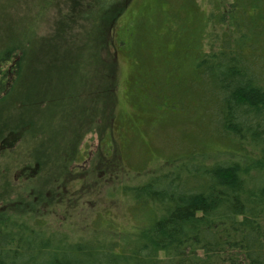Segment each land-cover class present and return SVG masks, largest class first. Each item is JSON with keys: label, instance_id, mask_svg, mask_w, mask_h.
Here are the masks:
<instances>
[{"label": "trees", "instance_id": "16d2710c", "mask_svg": "<svg viewBox=\"0 0 264 264\" xmlns=\"http://www.w3.org/2000/svg\"><path fill=\"white\" fill-rule=\"evenodd\" d=\"M19 2L0 0V13L9 10L8 3ZM134 2L41 0L38 12L44 15V9H55L59 16L54 24L59 28L53 29L57 32L52 36L32 32L31 46H45L50 59L59 62V44L61 62L70 65L75 79L67 83L78 94L76 106L70 115L63 113L57 130L49 117L44 121L48 139L64 136L60 148L44 154L43 159L47 151L37 149L32 175L25 171L27 165L17 172L29 179L35 175V179L42 169L39 164L53 160L60 169L39 184V199L51 205L53 214L67 219V204L71 207L74 199L66 198L72 196V189H79L76 182L82 177L76 179L80 174L73 167L83 161L76 153L85 136L97 137L95 166L101 164L104 174L126 170L127 151L135 153L131 148L139 137L123 132L115 139L117 114L113 99L108 104L106 96H110L118 53L131 59L127 48L141 54L133 79L142 71L154 80L158 95L154 88L151 92L159 100L168 99L174 110L185 100L192 101L200 110L202 127L185 144L184 156L176 153L163 163L170 166L165 174L147 173L137 184L123 188L133 207L121 217L122 222L110 214L105 219L98 214L89 218L86 240H76L63 230L49 233L40 211L28 224L0 221V264H264V0H219L216 11L206 17H201L203 12L190 0L191 14L182 17L194 31L190 35L194 43L189 46L192 54L188 55L180 53L185 34L171 35L162 29L163 24L176 20L175 12L162 14L158 3L139 14L131 7ZM66 18L76 27L68 29ZM171 43L176 44L175 50ZM10 45L0 49V101L15 92L25 76L26 63L38 59L35 48L18 50L14 43ZM141 45L147 47L142 51ZM69 46L74 49L71 58ZM13 50L19 54L15 60L10 57ZM151 52L158 58L155 64L148 63ZM179 53L191 59L174 65ZM176 70H181L179 78L168 79ZM84 82L90 94L81 92ZM181 82L185 85L179 89ZM55 95L58 106L66 108L65 92ZM132 96L140 112L152 116L146 129L148 139L155 142L153 111L140 104L141 93ZM157 148L160 155L164 147ZM140 158L136 161H150L146 154ZM132 169L138 173L142 168ZM147 170L158 169H142ZM5 183L13 188V178Z\"/></svg>", "mask_w": 264, "mask_h": 264}, {"label": "rangeland", "instance_id": "374dc122", "mask_svg": "<svg viewBox=\"0 0 264 264\" xmlns=\"http://www.w3.org/2000/svg\"><path fill=\"white\" fill-rule=\"evenodd\" d=\"M189 1L135 0L134 4H131V7L136 13L140 14L147 12L159 3V12L162 14L175 12L177 15L176 20L163 24L162 29L168 31L171 35L185 34L187 39L184 40V46H180L182 48L180 53L188 55L190 52L192 54L189 46L194 43L190 37L194 31L182 17L191 14V10L187 6ZM207 1H212V4H208ZM218 1L195 0L199 10L203 12L201 17H206V14L211 11L215 12L217 8L215 3ZM177 4L183 6L180 5L179 9ZM14 6L8 3L9 10L0 13V49L6 45L11 47L10 44L14 43L13 48L21 50L25 46V43L28 42L25 49L35 48L39 55L36 54L38 59L35 63H26L25 76L21 79L20 84L15 86V92L11 96H8L6 100L0 101V221L15 219L17 224L19 222H25L26 224L30 221L27 220L33 217L32 215L35 218L37 211H40L42 212L41 217L47 223L46 228L50 230L49 233L63 230L64 233L76 240H86L90 237L88 236L90 233L88 224L92 220L89 218L94 219L97 217L96 214H98L105 219L110 214L112 215L110 217H113L114 220L120 221L122 216L125 217L128 208L130 206L133 207L130 199V202L126 201V197L130 196L124 193V187L137 184L139 179L147 175V173H166L170 166L163 165V163L176 156V153L184 156L185 144L194 135V132L196 133L202 127L201 113L198 107L192 105V101L185 100L181 106H178L174 110L173 104L168 99L163 98L159 100L157 98V85L155 88L153 86L154 80L147 79L142 71L133 79L135 71L138 70L136 62L139 60L141 54H134L133 48H127L125 51L133 60L132 62L131 59L127 58L125 53H118L115 60L117 68L112 77V86L109 87L111 89L108 90L110 96H106L108 98L106 103L109 104L112 102V99L114 101L117 122H119H116L114 129L113 135H116L115 139H118V133L138 134L139 142L131 148L135 153L131 151L129 154L127 151L128 155L124 159L126 170L117 169L106 175L102 172L101 164L100 166H95L96 158L94 152L98 144L97 137L85 136L79 144L76 153L79 154L78 157L83 161L77 163V167H73V170L76 171L75 174L77 172L80 174L75 176L76 179L82 176L80 177L81 181L79 183L76 182L79 189H72L74 193L72 196L69 194L66 198L68 201L71 198L74 199L71 207L67 204L69 217L67 216V219H65L62 216L63 214L60 216L53 214L51 205H45L39 199V184L42 183V180L51 179L52 174L54 172L58 173L60 168H57L53 160L48 163L46 162V164L44 163V166L39 164V167H42V169L39 172L40 175L35 179V175L29 179L24 173L17 172V169L27 165L29 167L25 171L32 175L35 168L31 162L35 158L37 149L41 148V150L47 151L40 157L43 159L44 154L53 152L55 148H60V140L64 136L48 139L49 131L45 129L44 121L46 117H49L51 126L54 130H57L63 113L70 115L71 113L69 112H71L72 107L76 106L75 97L78 93L75 91L74 86H70L67 83V81L74 82L75 79H72L73 70L70 68V65L61 62V48L58 41L56 42L58 46L55 45V47L57 46L59 51V62L50 59L48 56L50 49L45 46H31L32 39L30 38L32 32L36 31L38 36L48 34L52 36L57 32L53 29L59 28L56 26V23L54 24L59 14L55 13V9H50L47 12L44 9V15L41 14V11L38 12V10H42L41 0H20L19 3H14ZM66 20L68 22V29L76 27V24H72L69 18H66ZM84 41L87 43L86 39ZM171 45L173 47L171 48L175 50L176 44L171 43ZM146 47L147 45H141L142 51ZM68 49V56L71 58L74 49L70 46ZM180 53L174 65L186 64L188 59H191V55L185 57L182 55L184 57L182 58ZM154 54L151 52L148 63H157L158 58ZM18 55L13 50V55L11 54L10 57L12 60H15ZM85 57L81 65L85 64ZM166 61L170 62L169 60ZM175 74L178 76H175ZM180 75L181 70H176L168 79L170 78L174 81ZM184 85L185 83L181 82L177 88L182 89ZM81 86L84 90L81 92L84 95L90 94L88 87L85 86V82L84 86L82 83ZM153 88L157 95L151 92ZM56 91L65 92V99L68 102L66 108L58 106L60 100L56 101ZM132 93H141L140 104L153 111L156 118V127H154L155 130L153 131L155 142L151 141L152 138L148 139L146 129L147 124L153 121L152 116L149 117L147 112H140V109L133 101ZM196 99L199 100L198 98ZM92 104L94 105V103ZM77 106L80 108L79 104ZM130 114H132V117L130 116L131 118L128 119L127 117ZM175 120L176 122L179 121V123L174 124ZM150 135L152 136V133ZM71 136L75 141L76 136L72 134ZM106 140L108 141V146H111L109 140ZM156 142L159 145H156ZM158 146L164 147L160 155V148H157ZM121 150L125 152L123 147H121ZM87 152L88 156L86 155ZM142 154L149 156L150 161L146 163L138 162L143 159L140 158ZM132 167H141L142 169L156 168L158 170L143 172L141 169V172L137 173V169H132ZM15 175L16 177H14ZM11 178H13V188L5 183L10 181ZM70 183H72V180ZM5 190L6 194L4 193Z\"/></svg>", "mask_w": 264, "mask_h": 264}]
</instances>
